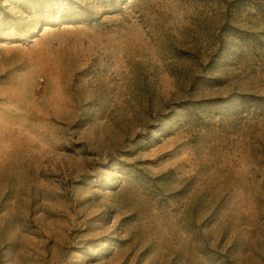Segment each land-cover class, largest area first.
I'll use <instances>...</instances> for the list:
<instances>
[{"label":"rangeland","instance_id":"1","mask_svg":"<svg viewBox=\"0 0 264 264\" xmlns=\"http://www.w3.org/2000/svg\"><path fill=\"white\" fill-rule=\"evenodd\" d=\"M0 264H264V0H0Z\"/></svg>","mask_w":264,"mask_h":264}]
</instances>
